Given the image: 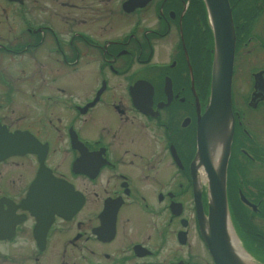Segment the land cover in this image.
I'll use <instances>...</instances> for the list:
<instances>
[{
  "label": "flooded vegetation",
  "instance_id": "flooded-vegetation-1",
  "mask_svg": "<svg viewBox=\"0 0 264 264\" xmlns=\"http://www.w3.org/2000/svg\"><path fill=\"white\" fill-rule=\"evenodd\" d=\"M228 2L224 261L264 264V0ZM216 53L206 0H0V264H218L192 170Z\"/></svg>",
  "mask_w": 264,
  "mask_h": 264
},
{
  "label": "water",
  "instance_id": "water-1",
  "mask_svg": "<svg viewBox=\"0 0 264 264\" xmlns=\"http://www.w3.org/2000/svg\"><path fill=\"white\" fill-rule=\"evenodd\" d=\"M215 35L217 53L207 110L198 119V152L192 164L195 205L200 224L204 221V240L218 264H254L245 256L231 257L233 229L229 220L227 168L231 155L233 127L231 120V80L235 31L228 0H206ZM214 152V153H213ZM207 180L209 215L203 216L199 172Z\"/></svg>",
  "mask_w": 264,
  "mask_h": 264
},
{
  "label": "rangeland",
  "instance_id": "rangeland-1",
  "mask_svg": "<svg viewBox=\"0 0 264 264\" xmlns=\"http://www.w3.org/2000/svg\"><path fill=\"white\" fill-rule=\"evenodd\" d=\"M65 85H66V88H72V80H69V81H67L66 80V83H65ZM207 188V187H206Z\"/></svg>",
  "mask_w": 264,
  "mask_h": 264
},
{
  "label": "bare ground",
  "instance_id": "bare-ground-1",
  "mask_svg": "<svg viewBox=\"0 0 264 264\" xmlns=\"http://www.w3.org/2000/svg\"><path fill=\"white\" fill-rule=\"evenodd\" d=\"M213 153H214V152H213ZM200 172H201V171H200ZM201 174H202V172H201ZM202 175H203V174H202ZM203 176H204V182L207 183L206 175L204 174ZM208 210H209V209H208Z\"/></svg>",
  "mask_w": 264,
  "mask_h": 264
}]
</instances>
